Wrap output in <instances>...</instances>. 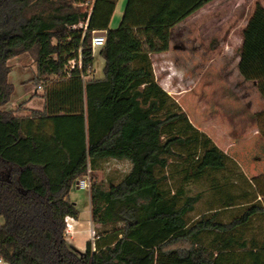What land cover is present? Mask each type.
Listing matches in <instances>:
<instances>
[{
    "label": "trees",
    "instance_id": "16d2710c",
    "mask_svg": "<svg viewBox=\"0 0 264 264\" xmlns=\"http://www.w3.org/2000/svg\"><path fill=\"white\" fill-rule=\"evenodd\" d=\"M210 1L194 0L168 23L104 28L103 76L84 80L93 63L92 30L79 26L85 0H0V256L8 264H264V236L257 241L244 231L264 204L250 203L224 221L221 211L239 204L226 195L188 218L202 192L187 194L184 185L227 169L232 159L190 123L152 69L151 56L169 48L171 28ZM242 38L238 73L264 98L259 2ZM22 53L32 58L28 81L41 87V109L24 107L27 100L9 108L8 61ZM78 55L81 68L67 74ZM173 156L183 173L174 188L167 185ZM106 159L130 163L115 183L90 177L91 221L109 228L74 250L66 217L80 212L70 191Z\"/></svg>",
    "mask_w": 264,
    "mask_h": 264
},
{
    "label": "rangeland",
    "instance_id": "374dc122",
    "mask_svg": "<svg viewBox=\"0 0 264 264\" xmlns=\"http://www.w3.org/2000/svg\"><path fill=\"white\" fill-rule=\"evenodd\" d=\"M194 0H154L144 2V12L140 18L145 24L168 23L187 8ZM126 0L124 2V5ZM141 2L131 0L124 14L123 21L130 20V12L138 9ZM101 8L97 14L95 27H116L122 25L120 0L112 9L108 3L99 0L96 7ZM124 8V6H123ZM131 8L133 10H131ZM239 9V7H237ZM121 11V12H120ZM214 8L210 5L202 13L194 14L170 30V44L166 52L151 56L152 69L156 81L167 91L183 109L190 123L205 133L212 142L231 157L228 168L211 172L199 181L186 183L187 194L202 192V198L188 214L195 219L205 212L210 205L218 204L233 195L239 203L221 211L218 218L228 221L233 215L240 214L250 203L264 204V99L258 94L252 82L245 81L239 75L237 62L241 47L238 46L239 32L229 34V42L221 41L227 34L226 26L214 21ZM101 15V19H99ZM100 47L93 50L94 78L103 76L104 59L99 54ZM12 69L8 80L14 90L10 102L15 107L27 100V106L39 109L43 106L42 90L36 94L33 81L20 82V77L31 74L34 67L28 53H22L8 61ZM27 87L29 95L21 97ZM27 98V99H26ZM25 103V104H26ZM179 151L178 147H175ZM181 158L171 157L167 168L170 175L168 186L176 187L182 183L183 173ZM128 162L124 160H100L95 168L84 176L109 182L119 181L128 171ZM81 177V178H84ZM90 184V183H89ZM70 198L79 210L78 232L70 235L68 243L74 250L85 249L89 240L93 241L97 233L109 228L91 224V202L89 186L78 188L75 184L70 191ZM244 205V206H243ZM0 223L2 218L0 217ZM245 236L260 241L264 236V214L252 216L244 229ZM210 236L205 237L208 242Z\"/></svg>",
    "mask_w": 264,
    "mask_h": 264
},
{
    "label": "crops",
    "instance_id": "0c3cea01",
    "mask_svg": "<svg viewBox=\"0 0 264 264\" xmlns=\"http://www.w3.org/2000/svg\"><path fill=\"white\" fill-rule=\"evenodd\" d=\"M102 1H104V3H108V5L112 7V9L119 2V0L116 3H112V2H109L106 0H102ZM130 1L131 0H126V3L124 5L125 0H120V10L122 11V9H123L122 23L130 25V26H134V27L139 26V25H144L145 23L140 18L141 17L140 14L141 13L143 14V12H144V7H143L144 2H150L151 0H137V1L141 2L140 6H138L137 7L138 9H136L135 11L131 8V10H133V11L130 12V20L129 21H123L124 14L128 9V5H129ZM152 1H154V0H152ZM256 2H259L260 4H262L264 6V0H212L209 3H207L205 6H203L202 8H200L199 10H197L196 12L191 14L190 16H193L194 14H197V13H202L205 10V8H207L208 6L211 5L214 8V12H213V14L215 15L214 21L221 24V25H225L227 27L226 28L227 34L223 38V40L221 41V44L219 43V45H223L225 43H228L229 42V39H228L229 34L233 31H238L240 33L239 38H238V46L241 47L242 40H243L242 31H243L245 25L247 24L248 19L250 18V16L253 13L254 6H255ZM123 6H124V8H123ZM237 7H239V9ZM101 8H104V5L102 7H99V9L96 7V10H97L96 15L101 14ZM190 16H188L186 18H189ZM99 19H101V15H100ZM95 20L96 19H94L92 26L97 30H104L102 27H95V25H94L96 23ZM30 77H31V74L29 73L23 77L21 76L19 79H20L21 83H26V85H28L27 82L30 79ZM23 88H24V91L22 92L21 97H27L29 95V90L27 87H23ZM38 90H40V89H35L34 92L37 94L39 92ZM28 104H29V102L26 103L24 105V107H26L28 109H36V108H32V107L27 106ZM9 108H11V109L15 108V104L10 103ZM37 109H39L38 106H37ZM21 114H24V112H21ZM124 161H127V160H124ZM128 164H129L128 166L130 168V163L128 162ZM129 168H128V171H129ZM78 219H79V217H78ZM78 219H73L71 217L66 218V220L68 222H70V225H71V232L69 234L65 235L67 242L69 240L70 235L75 234L79 231L78 230V228H79ZM2 223H3V219H2ZM2 223H0V225ZM91 224H93V223H91ZM90 228H92V226H90ZM90 228H88V230H87V232L89 234V237H88L89 240L91 239ZM83 250H81V251H83Z\"/></svg>",
    "mask_w": 264,
    "mask_h": 264
},
{
    "label": "built area",
    "instance_id": "2783aa9c",
    "mask_svg": "<svg viewBox=\"0 0 264 264\" xmlns=\"http://www.w3.org/2000/svg\"><path fill=\"white\" fill-rule=\"evenodd\" d=\"M99 0H85L84 2V5L87 7V15H86V18L83 22L79 23V26L83 28V30L85 31L86 29L90 28L92 30V38H91V50L93 52V50L96 48V47H102L104 45V42H105V36L103 35H94V32L95 31H101V30H97L95 29L93 26H92V23L94 21V17L96 15V5H97V2ZM75 27V25H74ZM77 65L78 68H81V65H82V58L80 55H78V58L75 60V59H70L67 63V67H66V71H67V74L69 73V71H71V69ZM92 72H93V68L92 67H87V69L85 71H83L81 73V77L85 80V79H88L91 77L92 75ZM38 89H41L40 86H38ZM75 185L78 187V188H81V189H84V188H87L89 186V181H88V178L84 177V178H80L76 181ZM68 218V217H66ZM66 234H69L71 232V225H70V222H68L66 220ZM0 264H8L1 256H0Z\"/></svg>",
    "mask_w": 264,
    "mask_h": 264
},
{
    "label": "water",
    "instance_id": "95a60500",
    "mask_svg": "<svg viewBox=\"0 0 264 264\" xmlns=\"http://www.w3.org/2000/svg\"><path fill=\"white\" fill-rule=\"evenodd\" d=\"M98 34L105 36L106 32H105L104 30H101V31H95V32H94V35H98Z\"/></svg>",
    "mask_w": 264,
    "mask_h": 264
}]
</instances>
